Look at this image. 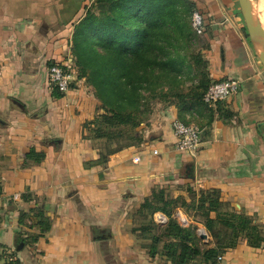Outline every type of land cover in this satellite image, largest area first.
<instances>
[{"label":"crops","instance_id":"crops-1","mask_svg":"<svg viewBox=\"0 0 264 264\" xmlns=\"http://www.w3.org/2000/svg\"><path fill=\"white\" fill-rule=\"evenodd\" d=\"M192 1L205 20L209 78H235L237 92L186 112L164 106L140 142L88 165L103 151L84 127L98 101L83 78L57 96L47 67L73 57L74 25L93 0H0V264H172L146 254L132 233L133 213L153 188L186 201L190 188L215 189L234 211L264 225V69L243 34L237 0ZM179 114L200 124L196 158L175 147ZM31 148L43 153L39 163L25 159ZM37 207L51 227L22 245L38 232ZM218 257L216 264H264V243L239 238Z\"/></svg>","mask_w":264,"mask_h":264},{"label":"trees","instance_id":"trees-1","mask_svg":"<svg viewBox=\"0 0 264 264\" xmlns=\"http://www.w3.org/2000/svg\"><path fill=\"white\" fill-rule=\"evenodd\" d=\"M96 4H102L98 12L94 11ZM194 9L192 0H93L73 28L71 53L75 69L77 67L76 78H83L85 83L91 85L93 95L101 101H106L105 94L109 89L122 88L125 92L135 84L153 80H157V83H160V79L168 83L175 81L184 68H191L186 56L175 49V42L184 41L186 47L191 44L194 33L190 20ZM194 61L200 67L197 89L201 91L190 99L192 104L199 102L202 105L205 104L202 101L203 94L212 82L201 52ZM54 91L57 96L61 94ZM188 104L185 101L179 102V110ZM129 106L133 109L117 108L110 114L104 113L97 118L94 116L84 127L88 131L89 126L94 127L98 118L110 127H137L140 123L138 108L133 103H129ZM90 137L99 139L105 137V134L97 128ZM132 139L136 143L141 141L138 136ZM132 144L135 143L112 147L100 153L99 158L88 165L103 164L110 154ZM43 157V153L33 148L25 154L26 160L35 163H39ZM188 192L191 195L190 201L181 197L173 198L163 188H153L133 213V222L136 214L149 219L146 224L133 227L132 233L149 230L154 226L160 229L147 246L150 257L161 255L172 264H195V261L196 264H216L217 257L225 249L234 247L239 238H244L253 247L264 243V225L253 217L234 211L229 203L220 200L217 190H200L197 196L191 188ZM177 208L195 210L216 244L199 248L192 228L180 224L174 218V210ZM33 212V225L38 228V232L22 239V245L36 242L51 227V221L41 207ZM157 212L166 216L167 220L163 224L152 219ZM24 216L26 214H21V221ZM160 241L163 242L161 250L158 248Z\"/></svg>","mask_w":264,"mask_h":264},{"label":"rangeland","instance_id":"rangeland-1","mask_svg":"<svg viewBox=\"0 0 264 264\" xmlns=\"http://www.w3.org/2000/svg\"><path fill=\"white\" fill-rule=\"evenodd\" d=\"M101 9H102V4H96L94 11L98 12ZM241 23L244 31L243 34H245L246 39H248L249 36L247 34L244 25V20L242 17H241ZM193 33H194V38L192 39L191 44L189 43L187 47L184 45L185 44L184 41L175 42V49H177L180 54L186 56L187 62L191 66L190 69L184 68L182 72L178 74V77L175 81L168 83L160 79V83H157V80H153L145 84H135L125 92H123L122 88L120 90L113 88L106 90V94H105L106 101H101L100 99L97 98L98 104H97V113L95 115V118H97L99 115L104 113L110 114L112 113L113 110L117 108L126 107L128 110H132L133 108L129 106V103H133V105L136 106V108H138L139 120H140V123L137 127L129 128L128 126L110 127L108 124L103 123L102 120L98 118L96 120L94 127L89 126L87 136L89 139H92L90 136L93 135V132L97 128H100V130L104 132L105 137H101L99 139H92L97 143V145L102 147L103 150L102 152L105 153L108 150H111L112 147H115L117 145L136 143V141L133 140L132 137L138 136L142 138L143 129L145 128V126L147 127L150 125V120L155 116L156 112L163 109L164 106H169L170 104L171 105L173 104L176 107H178L179 102L185 101L186 103L189 102L190 104H188V106L184 108L183 112H186V110H188V108L193 105L201 107V103L199 102H196L197 104L196 103L192 104L191 103L192 100L190 98L196 97V95L199 94L198 92L201 91L197 89L199 87V81H200V74H199L200 67H198V64H196L194 60L197 54H199L202 48L205 47L207 44L204 34L198 35L194 31ZM58 62H62V61H58ZM86 84L93 92L94 91L93 87L89 85L87 82ZM202 105L205 106V104L203 103ZM192 117L193 116H191L190 114H185V115L179 114L178 118L181 121L194 123V125L199 127L200 124L198 122V119ZM194 195L197 196L198 193L195 192ZM179 211H183L184 213L182 214ZM157 213L162 214L160 212ZM155 214L152 216L154 222L158 224H163L164 222L159 223L155 220ZM184 214L189 219V221L192 220V222L190 221L188 223V220L186 219ZM138 216L139 215L136 214V217L134 218V223L136 227L146 224V221L149 219V217L144 219ZM164 217L166 218L165 215ZM174 218H176V220L180 224L184 226L189 225L190 228H192L193 234L195 236V243L199 248L202 249L203 247L207 246L208 243L204 242L207 236L203 238L200 235L199 231H201L200 229L201 226L196 224V223H200L201 225H203L200 222L202 218L198 216V213L195 210L177 208L174 210ZM222 229L226 230L225 228ZM159 232H160L159 227L154 226L152 229L141 230L134 233V236L136 237V241L140 243L143 249H145L146 254L148 253L147 246L151 244L153 237L157 235ZM226 235L227 234H225V237ZM162 239L165 240V238ZM162 244H163L162 241L158 242L159 250H161ZM194 263L196 264V261Z\"/></svg>","mask_w":264,"mask_h":264},{"label":"built area","instance_id":"built-area-1","mask_svg":"<svg viewBox=\"0 0 264 264\" xmlns=\"http://www.w3.org/2000/svg\"><path fill=\"white\" fill-rule=\"evenodd\" d=\"M190 21L191 27L196 34L200 35L205 33V20L199 10L194 9L192 11ZM47 77L51 88L60 93H65L69 90L76 78V69L72 58H66L62 62L52 61L47 67ZM238 88L239 82L235 78L228 77L213 81L204 92L202 101L207 105H213L237 92ZM172 130L175 136L176 149L188 155L190 158H196L201 148L199 127L175 119L172 122ZM154 153H156V151H154ZM155 220L159 223H163L166 221V218L164 215L156 213ZM199 233L202 236L203 230L199 231Z\"/></svg>","mask_w":264,"mask_h":264},{"label":"water","instance_id":"water-1","mask_svg":"<svg viewBox=\"0 0 264 264\" xmlns=\"http://www.w3.org/2000/svg\"><path fill=\"white\" fill-rule=\"evenodd\" d=\"M237 2L239 5L240 13L244 20V25H245L247 34L254 48H255V44L258 42L264 45V33L261 30L259 24L256 22H253L252 11L249 5V0H237ZM255 51L264 69V46L260 51H257L255 48ZM206 236H207V233L205 232V230H203L202 237L205 238Z\"/></svg>","mask_w":264,"mask_h":264},{"label":"bare ground","instance_id":"bare-ground-1","mask_svg":"<svg viewBox=\"0 0 264 264\" xmlns=\"http://www.w3.org/2000/svg\"><path fill=\"white\" fill-rule=\"evenodd\" d=\"M249 5L252 11L253 22L258 23L264 33V0H249ZM263 46L264 45L259 42L255 44L257 51H260Z\"/></svg>","mask_w":264,"mask_h":264}]
</instances>
